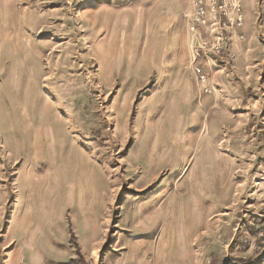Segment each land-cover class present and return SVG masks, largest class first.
Returning a JSON list of instances; mask_svg holds the SVG:
<instances>
[{
  "label": "rangeland",
  "instance_id": "rangeland-1",
  "mask_svg": "<svg viewBox=\"0 0 264 264\" xmlns=\"http://www.w3.org/2000/svg\"><path fill=\"white\" fill-rule=\"evenodd\" d=\"M164 1L0 0V264H264V0L193 64L194 0Z\"/></svg>",
  "mask_w": 264,
  "mask_h": 264
},
{
  "label": "built area",
  "instance_id": "built-area-1",
  "mask_svg": "<svg viewBox=\"0 0 264 264\" xmlns=\"http://www.w3.org/2000/svg\"><path fill=\"white\" fill-rule=\"evenodd\" d=\"M207 2H204L203 0H194L193 1V14H192V28L191 33L193 37V44L194 49L191 53L192 58V64L195 62L196 57L199 54L204 55L205 58L213 53H219L222 49L221 40L219 37H216L211 42H207L205 40H202L200 38V33L197 31L198 27H210L212 28L214 25L223 27H234V26H240L243 23V16L241 13V9L236 3L233 8L235 10V16L232 17L229 14H223L225 18L222 21V19L219 17L221 11H219L220 6H224L226 3V0H206ZM221 1V4H218V2ZM232 7V4L230 5ZM219 8V9H218ZM211 14L212 19L207 17V15ZM193 70L198 74L199 79L201 82H204L206 80V75L196 66L193 65Z\"/></svg>",
  "mask_w": 264,
  "mask_h": 264
},
{
  "label": "bare ground",
  "instance_id": "bare-ground-1",
  "mask_svg": "<svg viewBox=\"0 0 264 264\" xmlns=\"http://www.w3.org/2000/svg\"><path fill=\"white\" fill-rule=\"evenodd\" d=\"M7 20V19H6ZM16 24V23H15ZM18 25V24H17ZM16 28V27H15ZM17 29V28H16ZM19 33V32H18ZM4 34V33H3ZM17 34V33H16ZM20 34V33H19ZM2 37H3V35H2ZM18 37V36H17ZM11 36H9V34H6L5 36H4V38H3V41L4 42H8V41H11ZM17 42H18V40H16ZM19 41H20V39H19ZM18 45H19V43H18ZM17 45V43H16V45L15 46H17L16 47V51H15V58H17L18 60H17V63H18V67L17 68H15V70H13V69H11L10 70V75L12 76V77H16V73H17V79L15 80V82H12L13 84V86H14V88H16V89H19L18 91H16L15 89V91L16 92H18V95H20V94H23V95H25V98H26V95H29V90H30V88H31V86H30V79H29V73L27 74V67H26V62H28L27 63V65L29 64V63H31L30 62V60H29V57H30V55L29 54H27V53H29V52H27V49H26V47L25 46H18ZM22 50H21V49ZM9 46L6 48V52H8L9 53ZM20 50V51H19ZM10 51H11V49H10ZM23 51V53L24 54H26V58H25V56L23 55H21V53L20 52H22ZM18 52V53H17ZM34 52V51H33ZM35 53V52H34ZM37 63V62H36ZM35 63V64H36ZM38 64V63H37ZM30 65V64H29ZM33 65V64H32ZM38 66V65H37ZM35 67V66H34ZM138 67V66H137ZM120 68V67H119ZM34 69V68H33ZM117 69V68H116ZM145 74V73H144ZM31 77H32V75H31ZM39 77V76H38ZM37 78V77H36ZM40 79V78H39ZM19 87V88H18ZM30 87V88H29ZM29 88V89H28ZM27 89V90H26ZM45 92V91H44ZM31 94V93H30ZM29 97V96H28ZM30 100H32V99H30ZM18 104H17V107H18V110L19 111H21L20 113H21V117H22V122H23V127H25V128H27V133H29V130H30V128H34L35 126H36V124H35V122H34V119H33V113H31L30 112V109H29V105H26V104H24L25 102H23V100L22 101H18L17 102ZM46 103V102H45ZM19 104H21V105H19ZM29 104V103H28ZM19 107L21 108V110L19 109ZM41 108V107H40ZM188 108V107H187ZM42 109V108H41ZM40 109V110H41ZM18 112V111H17ZM57 115V114H56ZM59 116V115H58ZM18 117H20V116H18ZM2 119V118H1ZM20 118H18V123H19V120ZM178 120V119H177ZM2 121V120H1ZM17 123V122H16ZM193 124V123H192ZM187 125V124H186ZM18 126V125H17ZM180 126V125H179ZM180 128V127H179ZM51 129V128H50ZM33 130V129H32ZM36 130V129H35ZM30 132H31V130H30ZM46 132V131H45ZM171 132V131H170ZM52 133V132H51ZM50 135V134H49ZM53 136V135H52ZM164 136V135H163ZM37 139L35 140V145L37 146ZM37 151H38V148H37ZM39 180V178H38V176L36 177V176H33V183H36L37 181ZM35 189V188H34ZM187 198H188V202H187ZM187 198H185L184 199V202H185V204L186 205H188V204H190V199H192V198H190V197H187ZM183 208V207H182ZM151 221V223L154 221L153 220V216L152 215H148L147 217H145V218H140V219H137V223H139V227H143V226H145V225H147L148 223L147 222H150ZM51 228V227H50ZM185 231V230H184ZM185 241V240H184ZM137 246H135V248H136ZM135 250H137V249H135ZM141 251V250H140ZM139 252V251H138ZM25 253V252H24ZM135 253V252H134ZM139 255V254H138ZM132 259V258H131Z\"/></svg>",
  "mask_w": 264,
  "mask_h": 264
},
{
  "label": "crops",
  "instance_id": "crops-1",
  "mask_svg": "<svg viewBox=\"0 0 264 264\" xmlns=\"http://www.w3.org/2000/svg\"><path fill=\"white\" fill-rule=\"evenodd\" d=\"M113 2H120V1H125V0H112ZM173 2V4L175 5V3H177V5H178V3H181V1L182 0H172ZM187 2H188V0H187ZM165 1L164 0H157V2H156V11H157V15H163V12H164V7H165ZM186 5H187V3H186ZM142 9V8H141ZM14 12L16 13V9L14 8ZM183 12L184 11H182V12H180V18H183L182 17V15H183ZM126 13V12H125ZM142 13H143V9H142ZM138 16H140L139 14H138ZM31 18H32V16H30ZM20 21H21V18H20ZM8 23H9V26H10V32H9V34H10V36H11V38L13 39V40H18L20 37V34L19 33H21V29H20V26H19V19H18V17L16 18V16L14 15V16H12V17H9V19H8ZM16 23V24H15ZM18 24V25H17ZM17 29H16V28ZM20 31V32H19ZM19 32V33H18ZM17 33V34H16ZM6 34H8V33H6ZM5 34V35H6ZM18 36V37H17ZM173 39H174V37H173ZM178 40V43H179V45H180V47H181V52H182V56H181V58H180V61H182L183 60V58L186 56V44H187V35H186V25L183 23V19H182V21H181V23H180V25H179V27H178V33H177V35H175V40ZM176 43V42H175ZM174 43V44H175ZM17 47V46H16ZM33 51L34 52H36V50L33 48ZM181 52H180V54H181ZM177 84V83H176ZM176 84H173V85H176ZM173 85H171V86H173ZM187 86V85H189V81H188V79H184L183 80V83H182V86ZM171 93H173V92H171ZM36 130H35V137H34V139H33V142L32 143H34V141L37 139L36 138ZM35 144V143H34ZM34 147H33V158L34 159H36V156H37V146L36 145H33Z\"/></svg>",
  "mask_w": 264,
  "mask_h": 264
}]
</instances>
